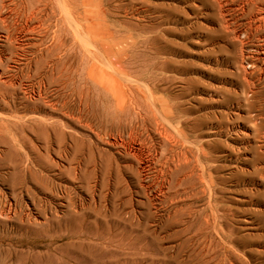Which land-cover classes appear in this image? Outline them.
<instances>
[{
  "label": "rangeland",
  "instance_id": "rangeland-1",
  "mask_svg": "<svg viewBox=\"0 0 264 264\" xmlns=\"http://www.w3.org/2000/svg\"><path fill=\"white\" fill-rule=\"evenodd\" d=\"M263 57L264 0H0L16 258L264 264Z\"/></svg>",
  "mask_w": 264,
  "mask_h": 264
},
{
  "label": "bare ground",
  "instance_id": "bare-ground-1",
  "mask_svg": "<svg viewBox=\"0 0 264 264\" xmlns=\"http://www.w3.org/2000/svg\"><path fill=\"white\" fill-rule=\"evenodd\" d=\"M14 154V151L12 148H10L5 152L4 155L10 158L13 157ZM18 164L16 163L17 166L14 167L15 170L13 171L14 173H11L13 175H11V178H13L15 181H19L20 183H24L27 177H25L26 174L24 173L25 171L23 172L22 165ZM26 171L28 172V170ZM29 172L32 176H34L35 172L32 170ZM26 190L31 192L30 188L28 187ZM21 199L22 198H17L15 200L16 204H13L7 201V199L5 200L0 198V264H37V261L35 260L29 259L24 261V259H22L24 257L21 259L16 258L19 255H23L25 252L22 249L23 246H26L28 249H32L33 247H37L38 240V237H36V230H33L35 227V225H33L34 222H32L30 218H24L25 213L22 208ZM33 203L35 202L33 201ZM50 220V218H47L43 224H49Z\"/></svg>",
  "mask_w": 264,
  "mask_h": 264
}]
</instances>
